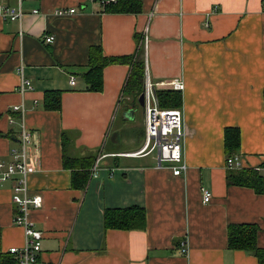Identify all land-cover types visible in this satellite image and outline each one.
I'll use <instances>...</instances> for the list:
<instances>
[{
  "label": "crops",
  "instance_id": "0c3cea01",
  "mask_svg": "<svg viewBox=\"0 0 264 264\" xmlns=\"http://www.w3.org/2000/svg\"><path fill=\"white\" fill-rule=\"evenodd\" d=\"M62 7L79 10L56 16ZM23 9L21 23L0 20V161H9L19 146L23 122L33 135L32 155L40 160L28 186L43 204L28 217L44 234L41 261L259 264L251 254L228 249L233 224L257 225L258 247L264 249V195L228 185L225 131L241 132L243 168H264V0H142L139 14L107 13L96 0H23ZM46 35L55 36L53 44L45 42ZM140 45L145 79L148 72L155 82L185 84L188 170L182 176L160 166L155 153L128 155L145 143V125L139 131L137 118L117 121L122 104L132 101L125 92L131 65L104 68L101 91L90 90L83 78L92 48L100 47L106 57L136 59ZM23 81L32 89L21 92ZM48 91L61 94L60 110L45 108ZM14 106L23 111L12 112ZM12 118L18 124H11ZM123 128L126 135L119 132ZM65 157L74 165L93 157L88 170L100 160L99 176L90 173L87 187L74 189ZM202 189L212 192L207 204ZM130 207L145 209L144 229H105L106 209ZM16 210L12 184L5 183L0 186L4 255L25 243L24 230L14 225ZM183 244L188 255L180 252Z\"/></svg>",
  "mask_w": 264,
  "mask_h": 264
},
{
  "label": "built area",
  "instance_id": "2783aa9c",
  "mask_svg": "<svg viewBox=\"0 0 264 264\" xmlns=\"http://www.w3.org/2000/svg\"><path fill=\"white\" fill-rule=\"evenodd\" d=\"M116 1L96 0L103 8ZM78 10L77 8L62 7L55 11V15L66 17L76 14ZM32 14L37 15L39 11L34 10ZM26 15L23 9V0H18L16 5L0 4V20L21 23ZM20 35H22V32H20ZM54 41L55 36H45L47 44H53ZM18 72L20 77L23 78V67H20ZM70 85H76L75 77H71ZM26 89H32L31 84L28 81H23L20 91L25 92ZM166 89L183 92L185 84L181 79H173L169 82H155L147 72L143 90L145 94V106L143 109L145 143L140 151L128 155L146 156L155 153L158 156L160 166H170L174 175L182 176L188 170L184 158L185 131L183 127V111L182 108H162L159 105L157 92ZM11 111L19 113L23 109L20 106H14ZM10 123L18 124L14 118L10 120ZM19 126V146L10 151L9 161H0V186L5 183L12 184V203L17 207L14 215V225L24 230L25 243L22 247H11L8 253L12 256L14 264H46L40 259L44 234L34 227L28 217L32 209H40L43 204L42 196L32 194L28 186V178L38 171L37 166L40 160L35 154L32 155V132L25 127L23 122ZM99 161L91 169L92 178L99 176ZM227 168H243L242 157L236 155L228 159ZM255 170L263 172L264 168L257 167ZM202 195L203 203L207 204L211 201V191L202 189ZM180 252L182 255H188L189 250L183 244Z\"/></svg>",
  "mask_w": 264,
  "mask_h": 264
},
{
  "label": "trees",
  "instance_id": "16d2710c",
  "mask_svg": "<svg viewBox=\"0 0 264 264\" xmlns=\"http://www.w3.org/2000/svg\"><path fill=\"white\" fill-rule=\"evenodd\" d=\"M142 9V0H117L103 8L107 13L139 14ZM139 43V40H137ZM144 47H138V56L135 57H106L100 47L92 48L87 72L83 78L92 91L103 89V70L112 64H128L132 66V76L126 88V94L131 98V105H137L145 85ZM135 59V61H134ZM182 92L175 90H160L157 92L159 105L162 108H181ZM61 94L48 91L45 95V108L47 110L61 109ZM241 132L238 128H227L225 131V150L227 160L240 155ZM66 168L72 170V187L76 190L85 189L89 182L90 167L94 158H86L74 165V160L64 159ZM84 163V164H83ZM83 164V165H82ZM81 166L82 170L78 168ZM76 168V171H74ZM80 169V171H77ZM229 186H241L253 189L257 194L264 195V173L255 169H229L227 174ZM146 224V211L140 207L108 208L104 212L105 229L134 230L144 229ZM259 227L252 224H233L228 227V249L231 251H244L255 256L259 264H264V249L258 247ZM9 254V253H8ZM0 259L1 264H14L12 256L4 255L1 251L0 229Z\"/></svg>",
  "mask_w": 264,
  "mask_h": 264
},
{
  "label": "rangeland",
  "instance_id": "374dc122",
  "mask_svg": "<svg viewBox=\"0 0 264 264\" xmlns=\"http://www.w3.org/2000/svg\"><path fill=\"white\" fill-rule=\"evenodd\" d=\"M126 104H128V105H126ZM126 109V110H125ZM131 109V107H129V101L128 100H125V102H124V104H122V107L120 108V111H119V113H118V122L119 121H122V119L123 120H125V121H128V119H125L124 118V112L125 111H127V110H130ZM143 116H144V112H142L141 110H135L134 111V119H136L137 118V120L136 121H138L137 122V124H141L140 126L141 127H139V131H141V130H143L144 129V120H143ZM117 123V122H116ZM134 129H137V126L134 128ZM129 131V130H128ZM128 131H127V129L126 128H123V129H121L119 132L122 134V135H126L127 133H128Z\"/></svg>",
  "mask_w": 264,
  "mask_h": 264
},
{
  "label": "water",
  "instance_id": "95a60500",
  "mask_svg": "<svg viewBox=\"0 0 264 264\" xmlns=\"http://www.w3.org/2000/svg\"><path fill=\"white\" fill-rule=\"evenodd\" d=\"M144 100H145V94H144V92H142V94L139 97L138 104L129 106V107H131V109L124 112V117L129 118L131 121L134 120V118H135L134 117V111L135 110L143 111L144 106H145ZM126 105H128V104H126Z\"/></svg>",
  "mask_w": 264,
  "mask_h": 264
}]
</instances>
